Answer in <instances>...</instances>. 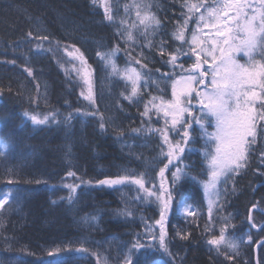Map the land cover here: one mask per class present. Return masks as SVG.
Returning <instances> with one entry per match:
<instances>
[{"label": "trees", "instance_id": "1", "mask_svg": "<svg viewBox=\"0 0 264 264\" xmlns=\"http://www.w3.org/2000/svg\"><path fill=\"white\" fill-rule=\"evenodd\" d=\"M138 2L148 5L147 11L161 22L147 35L133 7ZM202 2L215 5V0H108L113 10L109 22L99 0H0V144L8 145L0 155V197L11 193L10 205L0 214V264H124L128 256L133 264H229L225 256L231 253L224 245L217 250L207 243L220 236L225 217L226 237L239 243L235 264H255L256 254L258 264H264V243L254 249L264 230H255L248 221L253 204L264 210L260 160L264 121L257 124L247 167L218 183L219 203L213 206L211 219L203 182L209 173L204 152H211L213 144L206 145L207 138L193 126L175 185L174 171L165 174V188L174 189L165 224L171 255L159 249L155 221L160 204L154 196L145 198V192L131 183L96 184L105 177L143 176L146 188L160 194L159 170L167 159L161 155L162 140L155 130L165 127L154 119L153 97L155 103L171 99L170 83L177 71L167 62V53L183 56L188 47L173 33L187 19L184 31L189 41L202 13L189 12V6ZM128 31L133 39L125 42ZM37 36H47L51 43L37 47ZM65 45L68 51H73L71 45L80 48L91 65L94 105L80 95L82 83L72 71ZM116 46L120 51L112 59L119 72L113 73L97 53ZM25 68L32 69V76ZM129 68L143 77L133 101L124 98L132 88L125 78ZM145 104L149 115L142 116ZM25 112L58 115L46 125H33ZM69 114L72 118L65 120ZM171 135L182 143L174 132ZM70 171L75 177L67 176ZM66 184L79 185L71 201ZM181 201L193 206L197 215H181ZM252 216V223L264 222V213L253 211ZM178 232L189 234L188 239H181ZM150 234L157 237L155 244L149 241ZM135 242L151 245L146 261L144 251L133 248ZM55 249L59 254L48 256Z\"/></svg>", "mask_w": 264, "mask_h": 264}, {"label": "snow or ice", "instance_id": "2", "mask_svg": "<svg viewBox=\"0 0 264 264\" xmlns=\"http://www.w3.org/2000/svg\"><path fill=\"white\" fill-rule=\"evenodd\" d=\"M94 3L97 0H93ZM254 0H215V7H209L206 3L189 6V12L199 11L200 8L206 9V14H201L199 24H206L209 20L216 21L211 25V30L215 35L205 33L203 37L198 35L202 29L197 28L193 31L190 41L186 40L184 29L188 26V20L185 19L183 26H178L177 32L173 33L174 38L178 41L190 43L191 54L195 56L196 62L186 71L190 73L186 76H181L172 85V99L170 101H161L159 105L155 103L157 98L153 97L152 108L157 112L163 110L165 118V129H156L161 132V155L165 156L167 163L159 170L161 179L160 194L155 190L146 188V180L144 177L136 178L127 175H117L116 177H105L104 179L96 181L99 186H116L125 183H131L138 186L146 194L145 198L155 197L159 201V219L155 224L159 226V249L168 255H171L168 249V241L166 239L167 232L165 228L166 220L169 210L171 209L174 197L173 188H165V172L170 170L169 165L173 161H180L183 159V153L186 147L192 142L191 131H193V124L199 125L202 130V135L207 137L205 143L213 144L214 148L211 152L205 151L204 155L209 158V174L208 180L203 182L205 194L209 197L216 196V199L209 200V217L212 218L213 206L219 203V193L217 192V184L223 180H227L230 175H238L243 169L247 167L248 158L251 154V148L256 144L257 140V124L259 121H264V63H257L253 60V54L259 49L264 50V0H255L256 6H253ZM99 4L103 9L104 18L113 22V10L108 0H99ZM127 9V5L125 6ZM137 9V19L139 20V27L145 30L147 35L149 29L158 28L161 24L160 20L156 18L151 12L147 11L148 5L142 2L133 5ZM252 9L251 14L247 11ZM141 10L144 14L141 15ZM121 25L124 21L121 20ZM135 28L136 25L131 26ZM118 35H124L119 33ZM28 37L32 38L33 33L29 32ZM133 39L132 32L128 31L125 42ZM35 40L38 42L37 47L45 42L51 43L47 36H37ZM209 44L211 49L206 51ZM60 45L57 44V48ZM67 45L64 46V51L67 56L71 58L72 62H79V67L75 63L72 64V71L77 74L79 82L82 83V91L80 95L84 100L90 104H95V95L93 91V70L88 64L87 59L80 48L71 45L73 51H68ZM149 47H152L149 44ZM164 44L160 46V54L163 56ZM217 49L219 54H217ZM120 51L119 46L114 47L110 52L97 53L107 66H110L113 73H118L119 69L116 67L115 61L112 59L117 52ZM178 51V50H177ZM244 52L249 58V63L246 65L240 64L235 59V54ZM142 55V54H141ZM169 59L168 63L176 67L178 56L175 52L167 53ZM211 57V61H209ZM14 63V62H13ZM136 63H140L136 61ZM209 64V70L206 71L203 65ZM182 67V66H181ZM29 76H32L31 68H25ZM126 79L130 81L132 88L129 95L124 98L133 101V98L138 95V83L143 79L142 75L136 69L129 68L125 70ZM67 72V70H66ZM198 73V75H197ZM211 77L210 82L208 77ZM86 86V93L83 90ZM202 86V87H199ZM179 87V91L177 90ZM195 93V96H193ZM196 99L199 102L200 112L204 116L211 117L215 122V131L208 132L205 120L193 113L194 105L192 100ZM186 114V115H185ZM33 125H46L50 121H54L57 113H48L41 118L38 114L24 113ZM95 115V113H93ZM142 116L149 115V106L145 104V110L141 113ZM72 114L65 117V120H70ZM100 119L103 121L104 117L101 115ZM170 120V125H169ZM104 123L100 124L103 130ZM180 129H183L181 132ZM134 131H139L134 130ZM151 131V129H150ZM175 133L181 137V141L172 143L169 136L170 133ZM167 146V152H164V147ZM8 147L7 144H0V155H3V150ZM261 164L264 165V151L260 153ZM188 166L185 165V168ZM182 169H177L172 174V184L182 174ZM74 172H68V177H75ZM146 175V174H145ZM187 175V173H183ZM264 175V173H261ZM9 184L13 181L9 180ZM82 183H84L82 181ZM69 195L68 200L71 201L77 191L79 185L66 184ZM11 193H3L0 198V214L6 206L10 205ZM257 208L253 204L248 209V220L253 228L258 227L252 223L254 217L252 212ZM184 211L187 215L195 217L197 213L192 210L191 206L185 205ZM228 218H224V226L220 228V236H213L207 243L219 250L221 245L229 250L231 254H227L225 259L229 264H235V254L238 252L239 243L236 240H230L226 237L225 232L228 227ZM261 230H264V224L260 225ZM151 231V230H150ZM207 231V228L205 229ZM181 239H188L187 233H177ZM151 244H155L157 237L155 235L148 236ZM249 239H251L249 237ZM264 243V242H261ZM133 248L143 250L145 253L144 259L151 255V245L145 247L138 242L133 244ZM87 252V249H81ZM132 251V249H129ZM60 249L49 251L48 256L55 257L59 254ZM20 258H18L19 260ZM124 264H133L132 257H126Z\"/></svg>", "mask_w": 264, "mask_h": 264}, {"label": "rangeland", "instance_id": "3", "mask_svg": "<svg viewBox=\"0 0 264 264\" xmlns=\"http://www.w3.org/2000/svg\"><path fill=\"white\" fill-rule=\"evenodd\" d=\"M221 2H222V0H221ZM253 6H254V7L256 6V4H255V0H254V2H253ZM209 7H215V5H213V6L211 5V6H209ZM199 11L202 12V13H200V15H201V14H206V9H205V8H201ZM247 11L251 14L252 9L250 8V9H248ZM200 15L197 17V21L199 20ZM197 21H196V24H195L194 30H196L197 28L203 30V31H201V32L198 33V35H199L200 37H203V36L205 35V33H210L209 39L211 38V35H215L214 31L211 30V25H212L213 23H215L216 21H214V20H209V21L207 22V25H206V24H199V25H198ZM194 30H193V31H194ZM193 31H192V33H193ZM192 33H191V34H192ZM191 37H192V36L189 37V41L191 40ZM210 49H211V44H209L208 48H206V51H207V50H210ZM185 50H186V51H185ZM185 50L183 51V56H178L179 58H178V60L176 61V65H177V66L174 67L175 69L173 70V71H177V73H176L175 76L171 79V83H170L171 99H172V85H173V82L176 81V80H178L181 76L189 75L190 73H188L186 70L189 69V68L192 66V64H194V63L196 62V58H195V56L191 54V45H190V43H188V47H187V49H185ZM217 54H219V50H218V49H217ZM185 58H187V61H184ZM235 59H236L240 64H242V65H246V66H247V64L249 63V58H248V56H246V55L244 54V52H238V53H236V54H235ZM253 60H254L255 62H257V63H264V50H259V49H258V50L253 54ZM209 61H211V57H209ZM71 62H72V61H71ZM73 63H74V62H72V64H73ZM75 64H76V63H75ZM71 66H72V65H71ZM76 66L78 67V66H80V65L76 64ZM181 66H182V67H181ZM172 67H173V66H172ZM203 68H204V70L208 71V70H209V64L205 63V64L203 65ZM197 75H198V73H197ZM210 79H211V77L209 76V77H208L209 82H210ZM199 87H202V86H199ZM83 88H84V90L86 91V86H83ZM177 90L179 91V87H178ZM193 96H195V93H193ZM171 99L166 100V101H164V102L170 101ZM160 103H161V101H158L156 104L159 105ZM192 104L194 105V107H193V109H192L193 113H194L195 115H197V116H200L201 118H203V119L205 120V124H206L207 131H209V132H213V131H215V122H214V120H212L211 117L204 116V114H202V113L200 112V106H199V102H198V100L193 99V100H192ZM185 115H186V114H185ZM40 117L43 118V116H40ZM154 119H156V121H160V123L162 124V126L166 127V125H165V118H164V116H163V110H161L160 112H157V111L155 110V111H154ZM150 122H151L152 125L154 124L153 121L150 120ZM169 125H170V120H169ZM209 125L212 126V127L210 128V130H208V126H209ZM193 126H197V127L199 128V130H200V134H201V136H203V135H202V130H201V128L199 127V125H196V124L194 123ZM160 130H161V129H160ZM162 130H163V129H162ZM180 131L182 132L183 129H180ZM158 136L161 138V132H159ZM169 138H170V140L172 141L173 144H175V143L177 142V140H178V139H177V140L173 141V140H172V135L169 136ZM179 138H181V137L179 136ZM206 138H207V137H206ZM166 148H167V146H166ZM213 148H214V143H213ZM212 150H213V149H212ZM212 150H211V151H212ZM166 152H167V151H166ZM182 155H183V154H182ZM179 165L181 166V162H180V161H175V160H174L173 163H172L171 165H169V168H170V170L176 172V171H177V167H178ZM166 171H169V170H166ZM166 173H167V172H165V174H166ZM208 174H209V173H208ZM218 183H219V182H218ZM217 186H218V184H217ZM166 188H167V185H166ZM217 192H218V191H217ZM205 195H206V194H205ZM215 197H216V196H211V197H209L208 195H206V200H207L208 204H209V200H210V199L215 200ZM0 198H2V196H1ZM185 205L191 206V205H189V204L184 203L183 201L179 202V203H178V212H179L181 215L188 216V215L185 213V211H184V206H185ZM191 208H192L193 211H195V208H194L193 206H191ZM158 227H159V226H158Z\"/></svg>", "mask_w": 264, "mask_h": 264}, {"label": "water", "instance_id": "4", "mask_svg": "<svg viewBox=\"0 0 264 264\" xmlns=\"http://www.w3.org/2000/svg\"><path fill=\"white\" fill-rule=\"evenodd\" d=\"M253 211H260V212H262V213H264V210H260L259 208H256V209H254ZM249 221V220H248ZM250 223V222H249ZM251 224V223H250ZM262 224H264V222L263 223H261L260 225H262ZM252 225V224H251ZM259 225V226H260ZM256 227V228H254L255 230H259L261 227ZM261 242H264V238L263 239H261V240H259L256 244H255V246H254V249H255V252H256V250H257V248H258V246L259 245H261V244H263V243H261ZM255 264H258V261H257V254L255 255Z\"/></svg>", "mask_w": 264, "mask_h": 264}]
</instances>
